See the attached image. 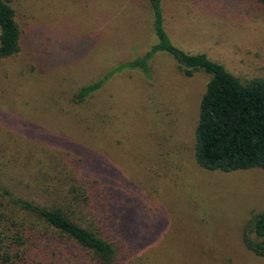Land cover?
<instances>
[{
  "label": "rangeland",
  "instance_id": "rangeland-1",
  "mask_svg": "<svg viewBox=\"0 0 264 264\" xmlns=\"http://www.w3.org/2000/svg\"><path fill=\"white\" fill-rule=\"evenodd\" d=\"M7 1L20 51L0 59V187L89 220L79 195L90 183L98 188L94 208L133 244L125 264H264L242 239L264 212V170L208 171L194 158L210 76H185L164 52L150 59V77L122 67L157 43L149 0ZM161 7L176 48L205 54L243 83L264 79L263 5ZM1 213L8 222L25 217L2 198ZM249 236L256 239L251 229Z\"/></svg>",
  "mask_w": 264,
  "mask_h": 264
},
{
  "label": "trees",
  "instance_id": "trees-1",
  "mask_svg": "<svg viewBox=\"0 0 264 264\" xmlns=\"http://www.w3.org/2000/svg\"><path fill=\"white\" fill-rule=\"evenodd\" d=\"M255 1L264 6V0ZM149 3L157 43L145 55L122 67L137 68L150 77V59L164 52L173 57L185 76L196 71L208 74L210 79L200 99L194 131L197 164L208 171L264 170V79L243 83L205 54H188L176 48L163 26L162 0ZM19 41L14 10L7 0H0V59L17 54ZM100 84L81 88L76 100L81 101ZM86 186L79 197L88 210L91 208L89 220L70 206L36 205L0 187V198L25 216L8 222L0 214V262L28 264L40 257L43 264H125L133 244L120 223L111 224L99 207L94 208L98 188L94 190L88 182ZM250 229L256 239L249 236ZM242 239L250 251L264 258V212L250 219Z\"/></svg>",
  "mask_w": 264,
  "mask_h": 264
}]
</instances>
